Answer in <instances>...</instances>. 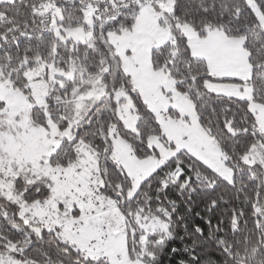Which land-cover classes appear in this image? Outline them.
<instances>
[{"label": "snow or ice", "instance_id": "6c2138e0", "mask_svg": "<svg viewBox=\"0 0 264 264\" xmlns=\"http://www.w3.org/2000/svg\"><path fill=\"white\" fill-rule=\"evenodd\" d=\"M0 264H264V0H0Z\"/></svg>", "mask_w": 264, "mask_h": 264}, {"label": "rangeland", "instance_id": "374dc122", "mask_svg": "<svg viewBox=\"0 0 264 264\" xmlns=\"http://www.w3.org/2000/svg\"><path fill=\"white\" fill-rule=\"evenodd\" d=\"M137 43H140V42H137ZM36 88H41V86L37 85ZM39 138H41V141L43 140V137L37 133V135L31 136L25 141L24 145L21 148V154L24 157L28 159L37 157L38 153L42 149V147L41 148L39 147L40 142H41ZM121 154L124 157V159L128 160V163L134 168V170L138 174H147L149 171L152 170V168L156 167L157 164L160 162V161L151 160V159L146 160V161H136V160L129 159L127 157L126 147H122ZM167 155L168 153L162 152L161 159L166 158ZM212 167L215 168L216 171L219 172L221 175L230 176V173L223 166L221 161H215L214 164H212Z\"/></svg>", "mask_w": 264, "mask_h": 264}, {"label": "crops", "instance_id": "0c3cea01", "mask_svg": "<svg viewBox=\"0 0 264 264\" xmlns=\"http://www.w3.org/2000/svg\"><path fill=\"white\" fill-rule=\"evenodd\" d=\"M34 135H37V134H34ZM33 135V136H34ZM40 141H41V138H39ZM39 147L41 149V151L38 153L37 157L36 158H39L40 154L41 153H45L46 152V148H47V144L43 142V140L40 142V145ZM204 157L206 158L207 162L210 163L211 165L214 164L215 161H222V157L218 155V153H216L214 150H212L211 148H208L206 146V151L205 153L203 154Z\"/></svg>", "mask_w": 264, "mask_h": 264}, {"label": "trees", "instance_id": "16d2710c", "mask_svg": "<svg viewBox=\"0 0 264 264\" xmlns=\"http://www.w3.org/2000/svg\"><path fill=\"white\" fill-rule=\"evenodd\" d=\"M198 179H200L201 180V182H203V178L202 177H198ZM210 179V178H209ZM222 188H223V186H221ZM226 191H228L229 192V195H232L233 193L230 191V190H226Z\"/></svg>", "mask_w": 264, "mask_h": 264}]
</instances>
